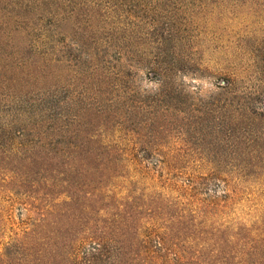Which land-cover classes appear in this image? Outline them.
<instances>
[{"label": "rangeland", "instance_id": "obj_1", "mask_svg": "<svg viewBox=\"0 0 264 264\" xmlns=\"http://www.w3.org/2000/svg\"><path fill=\"white\" fill-rule=\"evenodd\" d=\"M0 264H264V0H0Z\"/></svg>", "mask_w": 264, "mask_h": 264}, {"label": "trees", "instance_id": "obj_2", "mask_svg": "<svg viewBox=\"0 0 264 264\" xmlns=\"http://www.w3.org/2000/svg\"><path fill=\"white\" fill-rule=\"evenodd\" d=\"M88 245L91 247V249H92L93 251H96V250H97V247H94V246H95V242H93V243H89Z\"/></svg>", "mask_w": 264, "mask_h": 264}]
</instances>
